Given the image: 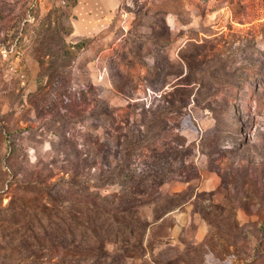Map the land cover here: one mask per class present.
Returning <instances> with one entry per match:
<instances>
[{
  "label": "rangeland",
  "instance_id": "rangeland-1",
  "mask_svg": "<svg viewBox=\"0 0 264 264\" xmlns=\"http://www.w3.org/2000/svg\"><path fill=\"white\" fill-rule=\"evenodd\" d=\"M31 1L0 0V264H264V0H85L86 35Z\"/></svg>",
  "mask_w": 264,
  "mask_h": 264
},
{
  "label": "crops",
  "instance_id": "crops-1",
  "mask_svg": "<svg viewBox=\"0 0 264 264\" xmlns=\"http://www.w3.org/2000/svg\"><path fill=\"white\" fill-rule=\"evenodd\" d=\"M16 1L17 4L24 3L23 9L30 3L33 4L34 1L31 0H13ZM63 1V0H62ZM88 1V0H86ZM85 0H76V3L72 7V15L70 16V22L73 28L74 33H78L79 35H86L92 32H96L100 28L101 18H104L105 13L103 14L101 11L97 13H91L88 11L90 6L83 5L82 3L86 2ZM64 2V1H63ZM35 4V3H34ZM37 5V4H36ZM79 5H82L83 8H86V12H79ZM36 7V6H35ZM106 18V15H105ZM102 27V26H101Z\"/></svg>",
  "mask_w": 264,
  "mask_h": 264
},
{
  "label": "trees",
  "instance_id": "trees-1",
  "mask_svg": "<svg viewBox=\"0 0 264 264\" xmlns=\"http://www.w3.org/2000/svg\"><path fill=\"white\" fill-rule=\"evenodd\" d=\"M257 1H259V0H257ZM260 1H262V0H260ZM132 148V147H131ZM129 149H130V147H128V150L126 149V152H125V156L126 157H129V155H131V154H133V153H131L130 151H129ZM134 150H138V152H140V153H142V154H144V145H141V148L140 149H134ZM137 153V152H136ZM117 174L120 176V177H127V179H130V178H132V176H140L141 174H133L132 172H130V171H124L123 170V168H119L118 170H117ZM131 180V179H130ZM118 213H119V216H120V218L121 219H123V218H127L128 216H127V214H126V208H124V209H122V210H118ZM120 227V226H119ZM113 230H114V233H115V236L118 238V237H121L122 235L120 234V232H116V228L114 227L113 228Z\"/></svg>",
  "mask_w": 264,
  "mask_h": 264
},
{
  "label": "built area",
  "instance_id": "built-area-1",
  "mask_svg": "<svg viewBox=\"0 0 264 264\" xmlns=\"http://www.w3.org/2000/svg\"><path fill=\"white\" fill-rule=\"evenodd\" d=\"M63 2V1H62Z\"/></svg>",
  "mask_w": 264,
  "mask_h": 264
}]
</instances>
